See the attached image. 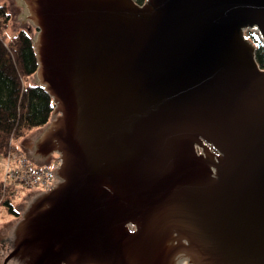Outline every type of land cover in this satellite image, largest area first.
<instances>
[{"label":"water","instance_id":"95a60500","mask_svg":"<svg viewBox=\"0 0 264 264\" xmlns=\"http://www.w3.org/2000/svg\"><path fill=\"white\" fill-rule=\"evenodd\" d=\"M21 2L58 182L3 264H264V0Z\"/></svg>","mask_w":264,"mask_h":264},{"label":"trees","instance_id":"16d2710c","mask_svg":"<svg viewBox=\"0 0 264 264\" xmlns=\"http://www.w3.org/2000/svg\"><path fill=\"white\" fill-rule=\"evenodd\" d=\"M143 4L146 0H134ZM8 6L0 4V155H5L10 138L15 140L35 128L44 127L51 119L54 103L43 86L29 82L37 71L38 62L33 44V34L18 30L9 39L5 32L11 22ZM248 38L255 46V57L264 68V42L250 32ZM2 197L0 178V204H7L11 212L18 214L11 204L12 196Z\"/></svg>","mask_w":264,"mask_h":264},{"label":"rangeland","instance_id":"374dc122","mask_svg":"<svg viewBox=\"0 0 264 264\" xmlns=\"http://www.w3.org/2000/svg\"><path fill=\"white\" fill-rule=\"evenodd\" d=\"M1 3H4L8 6L10 13L12 15L9 27L5 32V37L7 39H9L20 29L29 30L33 34V36L35 35L37 30L23 17L24 7L22 5L21 0H0V4ZM29 82H34V76L32 77V79L29 80ZM37 129L39 128H35L33 130L26 132L25 135L15 140V145L19 147L21 150L25 151V145L22 144L21 142L25 137H27ZM46 165L53 166V163H47ZM3 173H4V157L3 155H0V178L3 177ZM34 191H41V190L37 188L28 189L26 187L19 186V191L17 192L16 195L12 197L11 200V204L18 212V214L11 212L10 207L7 204H0V264L4 263L6 256L12 251L15 229L27 205L31 202V201L29 202L28 200L30 199L31 194ZM176 263L191 264L189 263L187 257H181ZM8 264H18V262L12 259L8 262Z\"/></svg>","mask_w":264,"mask_h":264},{"label":"built area","instance_id":"2783aa9c","mask_svg":"<svg viewBox=\"0 0 264 264\" xmlns=\"http://www.w3.org/2000/svg\"><path fill=\"white\" fill-rule=\"evenodd\" d=\"M249 31L259 35L256 29H247L245 33ZM58 165L59 159L53 163V166L36 165L23 150L15 145V139L12 136L4 155L1 200L7 195L12 197L16 195L19 186L47 191L57 183L56 167Z\"/></svg>","mask_w":264,"mask_h":264},{"label":"flooded vegetation","instance_id":"af4514ba","mask_svg":"<svg viewBox=\"0 0 264 264\" xmlns=\"http://www.w3.org/2000/svg\"><path fill=\"white\" fill-rule=\"evenodd\" d=\"M43 129H44V127L39 128L37 130V135L35 136L34 142L30 146V148H29V146L27 148H25L26 151H27V153H29L30 157L32 159L37 160V161H39V160L49 161L55 155V154H52V153L47 154V155H44V154H41V153H39V154L37 153L36 142L41 137V134L43 132ZM57 182H58V178H57ZM43 193L44 192H41V191H36L35 194L32 193L30 199L28 200L29 202L31 201L29 204H31L32 202H34Z\"/></svg>","mask_w":264,"mask_h":264},{"label":"crops","instance_id":"0c3cea01","mask_svg":"<svg viewBox=\"0 0 264 264\" xmlns=\"http://www.w3.org/2000/svg\"><path fill=\"white\" fill-rule=\"evenodd\" d=\"M57 154H55L54 156H53V159L49 162V163H52L53 161H55V159L57 158ZM33 161V160H32ZM34 162V161H33ZM35 163V162H34ZM39 165H46V164H39ZM38 165V166H39ZM36 191H34L33 193H35Z\"/></svg>","mask_w":264,"mask_h":264}]
</instances>
